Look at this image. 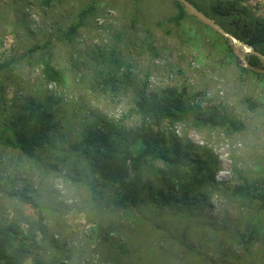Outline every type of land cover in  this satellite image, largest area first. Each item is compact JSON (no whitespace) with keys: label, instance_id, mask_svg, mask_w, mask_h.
Wrapping results in <instances>:
<instances>
[{"label":"rangeland","instance_id":"obj_1","mask_svg":"<svg viewBox=\"0 0 264 264\" xmlns=\"http://www.w3.org/2000/svg\"><path fill=\"white\" fill-rule=\"evenodd\" d=\"M186 1L253 49L264 0ZM179 3L0 0V65L9 64L0 72V135L11 134L10 121L31 100L50 106L56 122L36 159L0 141V226L17 223L39 247L23 264H264V202L233 194L237 186L264 194V76L244 72L233 43ZM255 47L264 52V43ZM47 63L61 84L46 81ZM127 72L115 92L105 84ZM144 84L184 91L191 106H221L244 126L201 127L192 113L163 123L168 138L218 162L216 182L197 188L189 205L115 208L113 193L72 150L100 119L137 127L140 117L129 114ZM162 167L151 163L145 178L156 180Z\"/></svg>","mask_w":264,"mask_h":264},{"label":"trees","instance_id":"obj_2","mask_svg":"<svg viewBox=\"0 0 264 264\" xmlns=\"http://www.w3.org/2000/svg\"><path fill=\"white\" fill-rule=\"evenodd\" d=\"M178 5L183 11L182 4ZM221 12L224 16L232 11ZM76 30L77 27L72 28L71 33ZM250 32L253 38L248 44L264 55L255 47L264 43V25L257 23ZM247 60L251 66L264 69L262 60L257 56L250 55ZM8 65H0V72ZM242 70L252 72L245 68ZM44 76L48 83L63 82L61 73L49 63L45 65ZM130 76L127 72L125 79L108 77L105 84L111 85L115 92L118 84L130 81ZM185 97L186 93H180L176 88L159 93L149 91L148 85L144 84L137 92L135 108L129 114L140 117L141 123L137 127L128 128L100 119L83 129L81 140L72 146V150L90 163L101 186L113 193V207L137 208L147 200L159 207H168L175 202L189 205L197 188L216 182L217 160L211 154L202 153L190 141L183 142L174 136L168 138L161 127L164 122L171 125L181 123L190 113L201 127L238 132L244 126L231 119L221 106H191ZM9 127L11 134L0 135V141L36 159L52 143L56 130L55 114L46 103L31 100L12 118ZM153 162L163 165L157 170L154 181L144 176L145 169ZM92 190L96 191L94 187ZM233 194L264 202V194H254L248 186L235 187ZM38 248L37 243L25 235L17 223L0 226V264H23L24 258Z\"/></svg>","mask_w":264,"mask_h":264},{"label":"water","instance_id":"obj_3","mask_svg":"<svg viewBox=\"0 0 264 264\" xmlns=\"http://www.w3.org/2000/svg\"><path fill=\"white\" fill-rule=\"evenodd\" d=\"M178 1L183 6L187 7L189 12H192L193 14H195L202 22H204L205 24L212 27L214 30H216L217 32L222 34L224 37H226L228 40H230L233 43V45H234V47L232 49L233 53L238 58V60L242 63L243 68L264 76V69L255 68L248 63L247 54L257 56L258 58H260L262 60L263 63H264V55L256 52L252 48H248L247 45L242 44L234 36L227 33L224 29L218 27L206 15H204L201 12H199L198 10H196L188 1H186V0H178Z\"/></svg>","mask_w":264,"mask_h":264}]
</instances>
